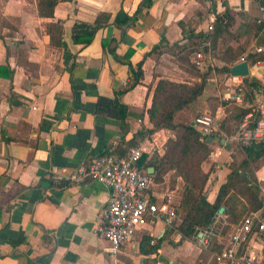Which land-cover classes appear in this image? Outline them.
<instances>
[{
	"label": "crops",
	"instance_id": "crops-1",
	"mask_svg": "<svg viewBox=\"0 0 264 264\" xmlns=\"http://www.w3.org/2000/svg\"><path fill=\"white\" fill-rule=\"evenodd\" d=\"M250 2L58 0L48 16L38 0H0V264H206L201 248L189 239L174 246L165 238L157 253L140 254L143 234L160 238L169 229L162 220H150L118 253H107L97 226L109 189L96 180L68 183L51 177L67 175L103 152L122 155L132 146L142 148L146 162L163 154L166 140L175 133L148 132L153 128L148 107L155 83L160 78L198 81L167 52L182 41L179 22H194L200 34L225 8L247 10ZM257 5L264 10V0ZM100 12L111 17L91 42L75 41V23H93ZM57 21L61 30L53 33L52 44L48 26ZM159 43L165 52L156 60L151 50ZM110 48L127 57L134 69L141 63L142 79L132 88L126 89L128 65L116 60ZM210 85L191 106L176 112L175 122L179 117L189 121L198 111L211 112L208 99L217 94H211ZM119 91L120 102L128 107L124 121L96 112L99 97L114 98ZM221 114L224 107L218 105L212 116L218 120ZM227 138L212 155L230 162L235 154L225 149ZM216 168L203 166L209 171V202L230 172L228 164ZM263 174L264 163L256 176ZM183 190L180 177L173 187L165 177L147 194L157 200L169 194L179 205Z\"/></svg>",
	"mask_w": 264,
	"mask_h": 264
},
{
	"label": "trees",
	"instance_id": "trees-1",
	"mask_svg": "<svg viewBox=\"0 0 264 264\" xmlns=\"http://www.w3.org/2000/svg\"><path fill=\"white\" fill-rule=\"evenodd\" d=\"M256 4L258 0H255ZM58 0H38V5L46 6V14L52 16V10ZM139 11L137 9L136 13ZM262 10L258 5L251 11L236 10L230 7L224 9L223 12L215 15L212 24V30H206L198 33L194 22H179L182 29V41L173 43L172 48L167 50L177 62L179 68L186 72L189 76L198 78L199 81H173L167 78H160L155 83L153 89L151 103L148 107L149 120L153 126L148 132L159 129H170L175 132L174 137H169L164 144L163 154H154L150 160L145 161L147 154L142 153L139 161V168L143 172H147L148 167L153 168L154 183L164 181L166 173L172 172L173 181L181 178L184 183V190L177 209V216L180 222L177 227L167 229L162 237L155 238L148 234H143L139 241V253L142 255H151L157 253L161 242L165 238L176 237V241L171 242L176 245L182 241L196 237L200 228L211 225L215 220V215L221 206L224 207L223 215L227 225L239 223L245 216L251 212L257 211L261 207V188L259 178L257 176H244L243 172L249 173L250 163H255L264 158V139L253 143L244 148V157L236 162L233 155L232 160L228 163L230 172L226 176V180L219 186L217 195L213 202L207 200V192L205 190L209 177V171H204L202 163L206 161L210 153V141L215 135L221 132L231 135V123L239 124L241 119L250 112L254 106L237 105L232 100L216 97H209L208 101L212 107L208 114L213 115L216 107L221 105L224 107L225 116L218 125L217 133L205 135L197 127L194 120L185 124L174 121V115L179 110L191 106L194 101L203 93L208 78L211 76V68L202 71L200 61L196 59L197 53H202L204 58L208 55V51H214L221 42L228 41V37L232 35V28L235 25L237 15L243 17L250 22L255 31L264 29V19L253 18L254 14H260ZM253 15V16H252ZM259 17L260 15H255ZM109 13L100 12L93 23L77 22L73 26L72 36L77 42L88 44L91 42L96 30L106 24L110 19ZM128 17V16H127ZM200 19V14L197 15ZM116 20V19H115ZM117 24V20L115 21ZM50 30V41L53 40V33L58 34L61 30V22L57 21L48 26ZM163 40V39H162ZM106 41L102 42L105 46ZM114 58L128 65L131 73L130 82L126 89H130L140 82L143 76L141 63L134 69L129 59L118 57L113 48H110ZM155 54L156 60L159 59L165 50L162 44L154 45L151 50ZM150 52V53H151ZM231 44L225 46L219 58L224 65L218 71L230 73V66L240 60L242 57L253 64L258 60H264L263 54L256 52L250 53L238 58L237 53ZM244 100L246 95V84L252 92L264 94V85L256 79L245 78L244 81ZM123 91H119L114 98L99 97L96 104V112L108 116L116 117L122 121L126 118L128 107L122 104L118 95ZM211 99V100H210ZM255 120L261 117L259 112H255ZM211 140H208V137ZM174 182V184H175ZM156 201V200H154ZM214 241L210 251L218 253L224 242L217 243ZM204 257V253L201 254ZM215 256V255H214ZM216 264H219L214 257Z\"/></svg>",
	"mask_w": 264,
	"mask_h": 264
},
{
	"label": "built area",
	"instance_id": "built-area-1",
	"mask_svg": "<svg viewBox=\"0 0 264 264\" xmlns=\"http://www.w3.org/2000/svg\"><path fill=\"white\" fill-rule=\"evenodd\" d=\"M212 30V22L207 26ZM255 52L264 55V48L257 47ZM202 53L196 59L202 60ZM245 60L244 57L240 61ZM247 77H235L229 73L228 79L235 84L231 91L223 94V99L232 100L237 105L244 104V79H256L264 85V60L249 64ZM255 112L261 117L255 120ZM194 122L203 134L209 135L216 130V119L203 113L194 118ZM231 139L237 140L244 147L264 139V102L248 112L239 123L237 134ZM142 148L129 147L122 155L103 152L95 158L78 164L67 175L54 174L55 182L81 183L96 180L109 189L107 203L101 209L97 231L107 242L104 250L112 255L118 253L125 242L150 220H162L167 228H172L177 219L178 205L172 196L166 194L157 200L147 191L154 184L152 173L139 168ZM261 188V207L251 212L239 223L231 226L222 249L214 253L219 264H264V174L259 178ZM156 200V201H154ZM225 219L219 212L214 222L197 231L196 239L202 249L210 248L220 237L218 222Z\"/></svg>",
	"mask_w": 264,
	"mask_h": 264
},
{
	"label": "rangeland",
	"instance_id": "rangeland-1",
	"mask_svg": "<svg viewBox=\"0 0 264 264\" xmlns=\"http://www.w3.org/2000/svg\"><path fill=\"white\" fill-rule=\"evenodd\" d=\"M255 4H256V1L251 0L250 7L247 10H244V9H237V10L238 11L239 10L251 11L252 8L257 6ZM255 15H260V16L256 17ZM253 18L258 19V20H261V18L264 19V11H262L260 14H258V13L254 14ZM250 22H253V19H251L250 21H247L243 17L237 15L235 25L232 28V35H230L228 37V41L221 42L216 50L208 51V55L206 56V58H204V56H203L202 60H200L199 65H200L202 71H206L208 68H211V76L208 78L206 85L211 84L210 85L211 94L212 95L217 94V96H215V97H216V99H218L220 101L223 99V94L225 92L228 93L229 91H231L233 85L235 84V82H233L232 80L230 82H228V84H226V80L228 79L229 74L224 73L222 71H218L219 68L224 65V62L219 58V55H221L225 46L228 44H231L234 47V49L236 51L235 53H237L238 58H240L241 56L250 54V53H254L255 49L257 47H263L264 48V29L256 32L255 28H253V26L251 25ZM212 24H213V21H212ZM239 61L240 60H238L237 62H239ZM237 62H235V63H237ZM235 63H233V64H235ZM196 79L199 81L198 78H196ZM245 92H246V95H245V100H244L243 106L257 107L261 103L264 102V95L260 94V93L252 92L247 84H246V91ZM202 113H203V111L196 112L195 115L193 116V118L189 121L184 119L183 117H179V121H176V122L187 124L190 121H193L196 116H198ZM221 115L222 116H220V118H218V120H216V125H219V123L222 119L221 117L225 116V114H221ZM230 127H231L230 130L232 133H231V135H228V134L227 135L233 136V135L237 134V132L239 130V124L231 123ZM211 133H213V132H211ZM224 134L225 133H220V135L219 134L215 135L216 139H215L214 143H210V145H209L210 153H209L206 161H204L202 163V168H203V166H206V169L210 168L211 170L214 171V169L215 170L217 169L216 168L217 166H220L222 168L223 166L226 167L227 164L229 163L228 161H225L222 158H220V154L214 155V156L212 155V152L216 151L218 147H221L223 145V143H221V140L223 138H227V136H225ZM227 139L228 140L225 143V149L227 151L233 150L235 157H236V162H239L244 157V148L245 147L241 143H239L237 140L229 139V137ZM210 142H212V141H210ZM263 163H264V158H262L261 160L255 162V163H250V165H249L250 168L248 169L249 173H246V176L249 175L250 178L253 175L256 176V171L260 167H262ZM260 173L262 174V172H260ZM171 174H172V172H168V173H166L165 177H166L168 186L173 187L175 180L173 181ZM261 174H258V175L260 176ZM222 215H223V213H222ZM223 217L225 219L224 215H223ZM220 220H222V219H220ZM179 222H180V218L177 216L175 225L172 228L175 229L177 227V225L179 224ZM217 226L219 229H221V233H220V237L218 239H216V241H218L217 243L225 242V240L227 238V233L230 231L232 225H227V223L222 220V223L218 222ZM172 237L169 239L176 241V237L175 236H172ZM191 241L194 242L196 244V246L199 247L197 239L195 237L192 238ZM172 245H174V244L172 243ZM174 246H176V245H174ZM201 250H202V253H204V258H205L206 264H216L215 259H214V257H215L214 253L212 251H210V248H208V249H202L201 248ZM174 256L175 255H172L171 257H174ZM174 258H172V259H174Z\"/></svg>",
	"mask_w": 264,
	"mask_h": 264
},
{
	"label": "water",
	"instance_id": "water-1",
	"mask_svg": "<svg viewBox=\"0 0 264 264\" xmlns=\"http://www.w3.org/2000/svg\"><path fill=\"white\" fill-rule=\"evenodd\" d=\"M249 63L247 60L239 61L233 65L230 66V75L235 77H247L249 75V69H248ZM211 137H208V140H210ZM153 168H150L148 171L149 173H152ZM243 175L245 176L246 173L243 172ZM224 211V207L221 206L218 210L220 214H222Z\"/></svg>",
	"mask_w": 264,
	"mask_h": 264
}]
</instances>
